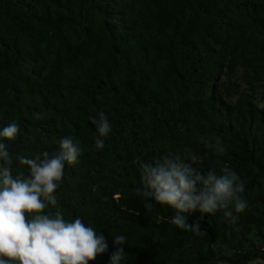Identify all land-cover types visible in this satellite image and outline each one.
Wrapping results in <instances>:
<instances>
[{
	"label": "trees",
	"instance_id": "16d2710c",
	"mask_svg": "<svg viewBox=\"0 0 264 264\" xmlns=\"http://www.w3.org/2000/svg\"><path fill=\"white\" fill-rule=\"evenodd\" d=\"M101 111L112 130L93 150ZM13 121L0 142L14 177L28 174L18 155L80 141L49 208L106 237L89 264H109L114 234L125 264L264 262V0H0V129ZM177 153L205 174L230 166L244 212L185 214L200 233L170 223L175 210L136 189L141 164Z\"/></svg>",
	"mask_w": 264,
	"mask_h": 264
},
{
	"label": "clouds",
	"instance_id": "9594fccd",
	"mask_svg": "<svg viewBox=\"0 0 264 264\" xmlns=\"http://www.w3.org/2000/svg\"><path fill=\"white\" fill-rule=\"evenodd\" d=\"M88 119L98 133L93 150L103 149V138L112 130L110 121L103 111ZM20 132V125L13 121L0 129V141H14ZM199 142L218 156L225 155L220 137L204 136ZM82 152L80 141L64 137L59 151L51 155L44 152L36 159L18 155L16 159L27 167L28 174L21 171L14 177L12 156L8 146L0 142V264H89L108 251L103 234L79 217L66 221L61 211L49 208L57 205L54 193L64 176L65 164H76ZM185 160L177 153L141 164L137 193L174 209L176 215L168 218L169 222L194 233H200L201 226L198 222L189 224L185 214L223 210L226 217H233V212H244L248 206L244 182L230 166L221 165L220 174H205ZM112 242L109 264H125L126 237L114 234Z\"/></svg>",
	"mask_w": 264,
	"mask_h": 264
},
{
	"label": "rangeland",
	"instance_id": "374dc122",
	"mask_svg": "<svg viewBox=\"0 0 264 264\" xmlns=\"http://www.w3.org/2000/svg\"><path fill=\"white\" fill-rule=\"evenodd\" d=\"M251 264H264L263 261H258V262H254V263H251Z\"/></svg>",
	"mask_w": 264,
	"mask_h": 264
}]
</instances>
